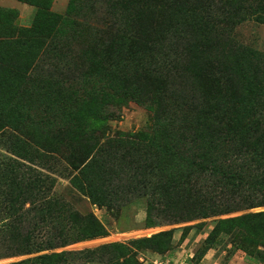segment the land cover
<instances>
[{"label": "rangeland", "instance_id": "374dc122", "mask_svg": "<svg viewBox=\"0 0 264 264\" xmlns=\"http://www.w3.org/2000/svg\"><path fill=\"white\" fill-rule=\"evenodd\" d=\"M190 1L0 0L2 148L52 174L41 172L88 237L0 264L62 253L70 264H264V216L252 218L264 208L200 218L199 174L165 153L195 114L180 99L189 92L226 119L261 117L264 0ZM157 12L156 41L168 45L141 49L106 32ZM72 164L88 165L84 177Z\"/></svg>", "mask_w": 264, "mask_h": 264}, {"label": "trees", "instance_id": "16d2710c", "mask_svg": "<svg viewBox=\"0 0 264 264\" xmlns=\"http://www.w3.org/2000/svg\"><path fill=\"white\" fill-rule=\"evenodd\" d=\"M163 2L180 10L187 9L191 3L190 0ZM152 10L155 11V8ZM158 17V12L153 13L148 17L150 22L134 26V21H131L129 27L113 25L106 32L117 40H132L141 49H155L171 42L169 40L166 44L168 38L156 41L157 27L161 22ZM131 19H134L133 15ZM255 59L264 62L263 57ZM194 94L189 92L180 98L184 101L183 107L195 114L182 121L179 133L172 132L173 141L177 144L173 143L171 151L165 153L199 174L201 189L198 197L205 201L200 218L264 208V110L259 112L261 117L254 121L226 119L208 103H195L189 96ZM169 95L172 96V93ZM175 96L179 98L177 94ZM172 113L174 120L177 112ZM236 129H239L237 135L233 133ZM5 138L0 130V260L52 252L88 239L76 236L73 222L79 216L52 192V180L47 176L52 174L39 169L45 175L37 172L31 163L19 162L20 158L8 148H2ZM71 167L76 172L75 178L84 177L88 170L87 164L82 168H75L74 164ZM81 191L93 205L102 207L106 203L100 190L86 185ZM260 216L264 213H257L252 218ZM88 222L91 231H95L97 228L93 220ZM68 256L71 254L62 253L12 264H70Z\"/></svg>", "mask_w": 264, "mask_h": 264}]
</instances>
